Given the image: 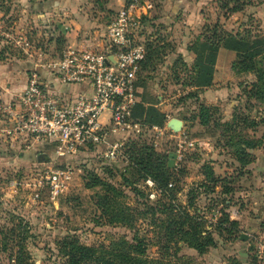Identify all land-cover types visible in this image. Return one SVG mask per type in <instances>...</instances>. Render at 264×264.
<instances>
[{
	"label": "rangeland",
	"instance_id": "1",
	"mask_svg": "<svg viewBox=\"0 0 264 264\" xmlns=\"http://www.w3.org/2000/svg\"><path fill=\"white\" fill-rule=\"evenodd\" d=\"M68 1L74 4L69 16L78 13L73 20L91 34L96 31L101 36L106 35L111 19L125 6L123 0ZM165 1L137 0L135 11L143 29L134 41L144 48L150 44L156 49L161 46L160 25L165 28L167 24L158 18L172 8L166 5L165 9ZM225 2L227 5L222 7ZM239 2L240 10L231 12L236 4L233 0H181V9L169 15L175 20L181 15V35L184 32L185 36H181V45L192 43L195 57L204 24L211 26L216 22L218 30L240 36L248 34L252 42H258L259 48L264 49V0ZM148 4L151 6L147 7ZM18 7L16 1L0 0V41L5 42L11 53H21L23 48L27 50L23 52L26 57L33 53L43 56L48 49L46 41L36 36L42 27L37 26V20H26L27 28L36 34L32 35L34 39L28 38L31 35L22 31ZM18 36L26 37L28 46L11 43L10 39ZM255 60L262 67L264 52ZM157 69L164 71L161 66ZM167 70L164 73L169 72L171 86L181 85L179 97L172 100L168 97V102L180 107L179 112L173 111L171 115L184 122L183 130L194 142L191 148L180 149L179 155L175 149L182 126L156 135L145 129L123 133L119 137L120 156L114 160L96 154L91 158L77 155L74 160H54L52 153L26 149L18 146L17 141L10 146L0 137V264H18L20 258L22 264H69L67 254L75 246L92 248V256H100L111 264H129L133 256L150 264H264V122L261 121L264 102L249 98L246 92L255 75L230 68L229 79L225 75L220 78L219 84H223V90L218 92L220 101L205 104L200 99V90L189 86V77L193 76L190 67L177 63ZM179 73L181 77L175 81ZM142 76L145 87L151 78ZM173 88L168 90L169 94ZM188 92L192 96L186 98ZM200 103L209 108L205 126L200 125L197 117ZM1 105L2 100L0 108ZM229 128L240 139L250 136L259 141L249 151L250 163L237 162L234 148L227 146ZM234 138L237 137L230 138L232 144ZM132 142H138V146L152 145L165 154L173 152L170 188L175 198L171 202L192 216L193 223L199 224L201 236L209 235L213 246L202 253L182 242L169 248L163 246L164 229L151 225L149 211L144 215L139 211H145L146 205L159 207L168 203L167 194L144 180L136 184L144 196L136 197L131 184L122 179L123 175L132 178L126 157ZM48 167L71 170L65 187L55 197L46 184ZM211 172L218 179L214 183L205 179ZM132 208L136 210L131 211ZM139 238H144L140 246L142 255L133 249Z\"/></svg>",
	"mask_w": 264,
	"mask_h": 264
},
{
	"label": "built area",
	"instance_id": "2",
	"mask_svg": "<svg viewBox=\"0 0 264 264\" xmlns=\"http://www.w3.org/2000/svg\"><path fill=\"white\" fill-rule=\"evenodd\" d=\"M136 5L137 0H131L118 10L103 47L67 45L52 60L37 62L28 72L25 88L1 105V139L10 146L16 141L50 146L54 160H74L81 150L114 160L120 156L119 133L145 129L160 134L156 126H141L131 119L138 101L136 76L145 55L143 45L134 41L143 29ZM10 41L28 46L24 36ZM39 67L46 70L50 82L43 81ZM61 85H84L85 90L57 91ZM178 138L175 153L179 155L180 149L191 148L194 142L183 129ZM70 174V167H48L45 179L52 197L65 187ZM146 183L153 185L149 179Z\"/></svg>",
	"mask_w": 264,
	"mask_h": 264
},
{
	"label": "trees",
	"instance_id": "3",
	"mask_svg": "<svg viewBox=\"0 0 264 264\" xmlns=\"http://www.w3.org/2000/svg\"><path fill=\"white\" fill-rule=\"evenodd\" d=\"M130 1L131 0H126L125 5H128ZM233 1L236 4L230 9V11L237 12L240 10L242 3H240L239 0ZM226 5L227 2L223 3L221 6L224 7ZM217 28L218 24L216 22L211 26L204 24L201 34V44H199L200 49L195 51L196 55L194 62L190 66H187L183 60H181L183 66L190 67L193 74V76L189 77V86L199 90L197 87L211 85L216 53L219 48H225L236 53V60L232 62L231 68H238L243 72H250L255 75V80L249 84V89L246 91L248 97L253 99L256 98L259 101L264 102V65L262 67L258 66L255 60L257 56L264 52V49L259 48L260 44H258V42H252V39L248 34L240 36L238 34H230L223 30H218ZM155 47L152 48L151 44L145 47V55L140 62V70L136 76V87L143 86V70L149 65L151 67L153 62L152 59L155 57L156 60L157 58L158 48L156 49ZM137 95L138 101L132 109L131 119L141 126L161 127L165 117L152 106L145 107L143 105V103H152L154 99L149 97L145 98L142 93ZM191 96L192 95L189 92L185 94L186 98ZM198 107L200 112L197 116L199 123L200 125L205 126L208 123L207 114L209 108L201 103ZM261 121L264 122V119ZM228 130L231 131L230 138L232 135L233 137H237L234 138V144L231 143L230 138L228 140L226 139L227 146L234 148L237 162L241 164L250 163L251 159L249 158L252 155L249 151L257 147L259 141L250 138V136L249 138L244 137V139H240L239 135H237L234 130L230 128ZM228 130H224L223 132L226 133ZM131 147L126 150V157L133 174L132 178L123 175V182L131 184V189H133V192L137 193L136 197L137 195L143 197L144 194L136 184L149 179L153 186L160 191L163 190L164 193L167 194L165 197H168L170 200L168 203H161L159 207L146 205L147 210L139 211V214L141 215H144L149 211L151 225L159 228L161 231L164 229L165 232L163 231V234L160 233L161 239H163V246L169 248L173 243L177 244L182 242L188 244L199 253L205 251L208 246H213L214 243L211 241L212 239L209 235L204 237L201 236L199 224L193 223L192 216L188 215L184 210H181V208L171 202V200L175 198L172 196L173 190L170 188L172 187L171 180H173V152H168L167 154L161 153L156 151L152 145L138 146V142H132ZM77 155L79 158H91L95 154L93 152L79 151ZM205 179H209V181L213 183L218 180L213 176L212 172L207 173ZM95 180H92V183H94ZM92 185L93 184H88V186ZM102 199L104 200L107 198L105 197ZM105 201L107 200H104V203ZM134 210L136 209L132 208L131 211ZM143 241L144 238H139L137 246H133L134 251L140 255L143 254V249L140 248ZM92 253V248L75 246L73 252L67 254V262H69V264H111L110 261L101 258L100 256H92ZM86 261H88V263H86ZM17 262L18 264H22V259L20 258ZM129 264L150 263L146 260H142L138 256H133Z\"/></svg>",
	"mask_w": 264,
	"mask_h": 264
},
{
	"label": "crops",
	"instance_id": "4",
	"mask_svg": "<svg viewBox=\"0 0 264 264\" xmlns=\"http://www.w3.org/2000/svg\"><path fill=\"white\" fill-rule=\"evenodd\" d=\"M13 1H16L19 4L18 18L20 21L23 20V26H21L22 31L26 34V36L36 35L33 34L32 31L27 28L26 20H37V26H41L42 29L39 28L41 32L36 36L39 37L38 39L40 41L45 39L47 45H45V47H48V49L44 51L43 56H36V54L34 55L33 53V55H29L28 57H26V55L23 54V52L26 53V49L22 48L21 53H11V49L7 46H4L5 42L0 41V100H2V103L8 102L17 93L21 92L25 88L27 83L28 72L32 68L36 67L37 62L43 63L44 61L52 60L55 57L56 53L63 46L67 45H73L77 47H103L104 38L103 35L101 36V34H98L99 32L96 31L91 34L89 30H85L83 26H81L77 21L73 20V17L74 19L78 17V13L75 14V12H73V17L69 16L71 15L69 9L72 8L74 4L68 0ZM125 2L126 0H123L124 5ZM166 5H171V12L170 10L168 12H165L166 14L162 12L164 13L163 16H161V18H158L163 19L162 23L165 22L167 24L165 28L160 25L159 29V32L161 34V36H159V45L161 46H159L158 48L156 61L160 62V64H157L154 60L155 62H152L151 67L149 65L146 69L143 70V74H146V76L150 77L151 79L150 81L146 82L145 87L140 86L137 87L136 90L137 94L142 93L145 98L149 97L154 99L153 102L150 104L143 103L145 107L152 106L165 117L162 126H156L161 130V133H163V130H166L168 128L172 130L168 125V122L172 118H178L172 116L171 113L173 111L179 112L180 109L179 104L175 106L168 102V97H170V99L172 100L175 99V97H179V95H181V85L171 86L172 80L170 79V77H168L169 72L168 75H166L164 71L167 70L168 66H175L177 63L181 65V57L183 62L187 66H190L195 59L193 55L192 43H189V45H181V36H184V32L181 35V15L177 17L176 20L173 17L170 18L173 13H175L178 9H181V0H166L165 9ZM174 7H176V9H174ZM156 19L157 18H152V21ZM178 25L180 26L178 27ZM185 25L188 26L189 23H186ZM31 36H28V38L30 37L31 39H34V37ZM235 56L236 53L232 50L225 48L218 49L213 65L211 85L197 87L200 90V99L203 100L205 104L220 101V99L218 98V92L223 90V84H219V82H221L220 78L225 75V79H229V77H227V74L230 71L231 63L233 62ZM158 66H161V69H164V71L159 70L158 72ZM38 69L41 73L43 81L50 82L51 79L45 73L46 70L42 67H39ZM162 75L164 77H162ZM178 75V79L176 78L175 81H178L180 79L179 77H181V74L179 73ZM155 76H158V78H156ZM172 87H174L173 89L175 90L173 91V93L169 94L168 90L170 88L172 89ZM56 89L60 92H77L85 90V86L61 85L57 86ZM106 118L107 115L105 114L102 120L104 121L106 120ZM179 120L181 121V119ZM181 122L183 129L184 122ZM122 135V133H119L117 137H120ZM153 135H156V133L154 132ZM17 145H22L21 147H24L26 149L32 148L33 150L39 152L43 151L48 152L50 154L52 153L53 155V148L50 146H44L42 144H34L32 146H28L26 144L21 143Z\"/></svg>",
	"mask_w": 264,
	"mask_h": 264
},
{
	"label": "water",
	"instance_id": "5",
	"mask_svg": "<svg viewBox=\"0 0 264 264\" xmlns=\"http://www.w3.org/2000/svg\"><path fill=\"white\" fill-rule=\"evenodd\" d=\"M168 125L170 126V128L174 131V130H179L182 126V122L179 119L176 118H172L169 120ZM242 238V236H241Z\"/></svg>",
	"mask_w": 264,
	"mask_h": 264
}]
</instances>
